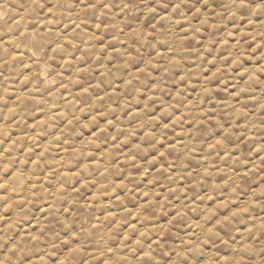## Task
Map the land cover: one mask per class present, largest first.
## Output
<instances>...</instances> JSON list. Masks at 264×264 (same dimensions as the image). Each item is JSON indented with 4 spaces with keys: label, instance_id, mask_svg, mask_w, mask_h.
I'll list each match as a JSON object with an SVG mask.
<instances>
[{
    "label": "clouds",
    "instance_id": "1",
    "mask_svg": "<svg viewBox=\"0 0 264 264\" xmlns=\"http://www.w3.org/2000/svg\"><path fill=\"white\" fill-rule=\"evenodd\" d=\"M0 264H264V0H0Z\"/></svg>",
    "mask_w": 264,
    "mask_h": 264
}]
</instances>
